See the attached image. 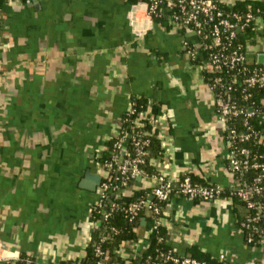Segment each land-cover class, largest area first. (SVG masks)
I'll use <instances>...</instances> for the list:
<instances>
[{
    "label": "crops",
    "instance_id": "0c3cea01",
    "mask_svg": "<svg viewBox=\"0 0 264 264\" xmlns=\"http://www.w3.org/2000/svg\"><path fill=\"white\" fill-rule=\"evenodd\" d=\"M264 3V0H222ZM129 0H3L0 11V264L22 253L40 263L81 259L93 231L98 197L93 174L123 124L133 95L148 100L167 177L232 184L225 124L217 117L210 69L182 51L193 31L150 20ZM246 38L250 61L264 64V21ZM264 104V98H262ZM264 130V111L259 115ZM90 176V177H88ZM101 181V180H100ZM140 176L126 196L150 188ZM167 244L192 247L223 264H264V243L245 241V207L228 197L173 195L163 206ZM149 218L138 225L143 252Z\"/></svg>",
    "mask_w": 264,
    "mask_h": 264
},
{
    "label": "built area",
    "instance_id": "2783aa9c",
    "mask_svg": "<svg viewBox=\"0 0 264 264\" xmlns=\"http://www.w3.org/2000/svg\"><path fill=\"white\" fill-rule=\"evenodd\" d=\"M134 4L143 5L150 20L155 15H168L173 27L184 32L193 31L198 36L197 41L184 38L182 51L190 60L204 62L207 67L210 66L208 67L210 71H214L210 86L215 93L217 117L225 124V136L229 146L228 169L234 177L231 184L232 192L237 193L247 204L245 218L239 221V227L248 243L254 244L256 235L261 236V243H264V185L260 184L264 182V159H252L249 147L236 146L238 139H248L251 133L239 132L235 126L230 125V121L236 116L244 114L248 118L253 113L248 102L239 103L232 97L231 91L240 86L264 87V65L250 61L242 43L235 42L239 29L244 28L252 20L255 22L264 20V15L259 9V14L252 9L244 13L228 10L221 5V0H138ZM1 9L0 5V11ZM246 61L253 64L249 65ZM243 98L246 99L247 95ZM134 106L135 102L132 100L128 110L134 112L136 110ZM147 116L145 111H139L131 124L127 126L122 124L116 134L112 156L101 162L104 175L98 186V197L93 203L95 207H91L93 231L104 230V226L109 225L108 221L113 212L119 209L133 223L139 221L141 214H145V217L149 218L150 233H152L158 231L160 224L163 223L160 215L163 206L154 199L168 201L173 195L182 194L201 200H213L221 197L225 190V186L219 183L194 181L189 174L176 178L167 177L160 172L154 175L148 174L143 167L149 154L150 143L149 137L145 136L147 130L143 129L146 125L144 118ZM149 120L154 124L152 118L149 117ZM245 123L248 124L247 119ZM251 167L258 171L253 184H249L244 176V172ZM140 176H151L154 180L147 196L131 201H119L118 198L122 195L126 196L124 189ZM131 178L133 182L128 184ZM256 194L263 198H258ZM126 197L130 198L131 195ZM94 208L96 210L94 212L99 214L98 218L94 215ZM112 230L118 231L115 226H111L108 232H102L99 241L94 245L96 259L91 264H121L113 262L109 251L103 246V242ZM136 240V238L126 239L117 249V253L124 259V264H170V262L171 264H212L189 254L178 251L175 253L174 248V251L160 252L157 258H153L152 255L138 257L142 252L136 249ZM162 240L164 236L159 237V242ZM147 245L148 241L146 247ZM74 264L83 263L76 261Z\"/></svg>",
    "mask_w": 264,
    "mask_h": 264
},
{
    "label": "trees",
    "instance_id": "16d2710c",
    "mask_svg": "<svg viewBox=\"0 0 264 264\" xmlns=\"http://www.w3.org/2000/svg\"><path fill=\"white\" fill-rule=\"evenodd\" d=\"M2 1L0 0V5L2 6ZM28 1V0H25ZM131 2H138V0H129ZM221 5L225 7L226 9H231L232 11H239V12H246L249 9H252L256 14L264 15V3H251V2H237L234 5H229L221 0ZM259 9V12H258ZM155 20H159L163 23L164 26L167 28H174L171 22L169 21L168 15H155ZM264 21V20H263ZM256 22L255 20H252L249 22L244 28L238 30L237 38L235 42H240L243 45V49L246 51V38L250 36V33L256 28ZM194 61V60H193ZM253 63H256L258 65H264L263 63H259L256 61H252ZM249 65H252L253 63L246 61ZM209 75L212 76L214 74V71H208ZM211 81V77H210ZM231 95L233 98H235L239 103L242 102H248L249 106L251 107V111L253 112L252 115H250L248 118L245 117L244 114H240L236 116L233 120L230 121V125H233L237 128L239 132H250V137L245 140L238 139L236 141V146H247L250 148L252 153V159L257 158L258 160L264 159V130L261 126V121L259 118V115L262 111H264V104L262 102V98H264V87L260 86H250L245 87L240 86L237 89L231 91ZM244 95H247V98H243ZM135 102V108L136 110L134 112H131L127 110L123 116V126H127L128 124L132 123V120L137 116V113L139 111H145L148 108V100L147 98L143 96L133 95L131 101ZM247 119L248 124L245 123V120ZM146 121V125L143 127V129L147 130V133L145 134L146 137H149L150 143L148 145L149 154L146 156V161L143 163V167L147 170L148 174L154 175L156 173H159V171L155 168V165L152 162L153 156H159L163 153V145L161 138L158 136L157 128L156 126L150 122L149 117L144 118ZM116 140V136L112 137L108 144L106 151L103 153V155L100 157V162H104V160L109 159L112 156L113 149H114V141ZM132 144V142H130ZM129 144L130 146H132ZM229 164V159L227 158V165ZM189 174L194 181L199 180L195 179L190 173H184L180 175V177H183L184 175ZM258 175V171L255 168H249L244 172L245 179L249 184L254 183L255 177ZM133 182V178H131L128 181V184H131ZM208 183V182H205ZM260 184L264 185V182L262 181ZM225 190L223 191L221 197H228L231 199H234L235 201L241 203L245 207V214L247 212V204L246 202L235 192H232V185H224ZM151 190L150 188H142L136 190L130 198H127L126 196L122 195L120 198H118L119 201H131L134 199H137L141 196H147V193H149ZM258 198H263L261 195L256 194ZM157 203L164 206L167 201H159L154 199ZM92 204L91 207H95ZM96 211L95 208L93 212ZM163 211H161L160 215L163 217ZM245 214L240 217L239 221L245 218ZM94 215L96 218H98V213L94 212ZM145 217V214H141V217L138 222H131L129 219L125 216L124 212L117 209L113 212V215L110 217L108 224L104 226V230L102 229H95L92 233V238L90 240V243L87 247V253L86 255L81 259H66V260H60L56 263H40L38 262L34 256L30 253H22L19 257V259L16 260V264H74L76 261H81L83 264H91L96 259V255L94 252V245L99 241L102 232H108L111 228V226H115L118 231H111V234L105 239L103 242V246L106 250L109 251V254L111 255L113 262H119L121 264H124L123 257L117 253V249L120 247V244L124 240H132L137 237V231H138V225L141 221V218ZM164 236V240L159 242V237ZM246 241V240H245ZM247 242V241H246ZM248 243V242H247ZM254 244H261V236L256 235L253 240ZM250 244V243H249ZM174 251L173 247L167 244V231L164 227V224H160L158 231L152 232L149 235L148 238V245L142 252V254L138 257H146L148 255H152L153 258H157L160 254V252H168V251ZM175 250L174 252H176ZM189 254L192 257H195L200 260H205L207 262H210L212 264H223L221 259L212 256L211 254L202 252L197 250L196 248L191 249V252L185 253ZM9 264V262H8ZM171 264V262H170Z\"/></svg>",
    "mask_w": 264,
    "mask_h": 264
},
{
    "label": "water",
    "instance_id": "95a60500",
    "mask_svg": "<svg viewBox=\"0 0 264 264\" xmlns=\"http://www.w3.org/2000/svg\"><path fill=\"white\" fill-rule=\"evenodd\" d=\"M90 177V176H88ZM92 180H93V183L92 184H89L88 182H85L86 186L89 187V188H92V189H95L96 188V185L100 182L101 180V175L100 174H92L91 177H90Z\"/></svg>",
    "mask_w": 264,
    "mask_h": 264
}]
</instances>
